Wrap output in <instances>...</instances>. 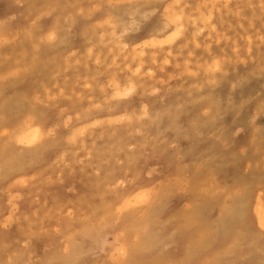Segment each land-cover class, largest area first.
<instances>
[{
	"label": "clouds",
	"instance_id": "9594fccd",
	"mask_svg": "<svg viewBox=\"0 0 264 264\" xmlns=\"http://www.w3.org/2000/svg\"><path fill=\"white\" fill-rule=\"evenodd\" d=\"M0 264H264V0H0Z\"/></svg>",
	"mask_w": 264,
	"mask_h": 264
}]
</instances>
